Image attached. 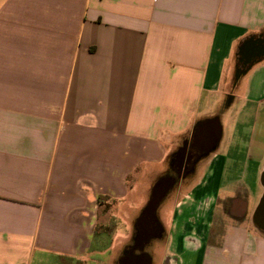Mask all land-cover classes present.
Here are the masks:
<instances>
[{
  "label": "crops",
  "instance_id": "crops-1",
  "mask_svg": "<svg viewBox=\"0 0 264 264\" xmlns=\"http://www.w3.org/2000/svg\"><path fill=\"white\" fill-rule=\"evenodd\" d=\"M205 119L220 136L145 250L264 264V0H0V264H116Z\"/></svg>",
  "mask_w": 264,
  "mask_h": 264
},
{
  "label": "water",
  "instance_id": "water-1",
  "mask_svg": "<svg viewBox=\"0 0 264 264\" xmlns=\"http://www.w3.org/2000/svg\"><path fill=\"white\" fill-rule=\"evenodd\" d=\"M217 137L216 133L213 142ZM173 183L172 178L163 177L154 182L147 202L135 219L132 243L120 254L116 264H151V256L145 250V246L151 239L158 238L162 232V226L156 217V210ZM257 222L264 228V199L258 212Z\"/></svg>",
  "mask_w": 264,
  "mask_h": 264
},
{
  "label": "flooded vegetation",
  "instance_id": "flooded-vegetation-1",
  "mask_svg": "<svg viewBox=\"0 0 264 264\" xmlns=\"http://www.w3.org/2000/svg\"><path fill=\"white\" fill-rule=\"evenodd\" d=\"M257 51L258 48L255 43L251 44V48H249V44H247L243 48V51L241 53L242 66L241 65L240 66L243 67L245 65V62L252 55L256 54ZM238 69L240 70L241 68ZM216 133L217 136L219 137L220 129L216 125L214 119H205L197 122L192 127V130L190 131L188 136L183 140V144L181 145L177 154H175L172 159L170 170L166 174H164V177L172 178L174 180V183H176L181 177L187 178L193 176L198 161L202 157H204L205 153H207L208 147L210 143L213 142V138ZM262 181L264 183V171L262 174ZM259 204L255 210L256 222H257L258 212L261 206V204L260 205Z\"/></svg>",
  "mask_w": 264,
  "mask_h": 264
},
{
  "label": "rangeland",
  "instance_id": "rangeland-1",
  "mask_svg": "<svg viewBox=\"0 0 264 264\" xmlns=\"http://www.w3.org/2000/svg\"><path fill=\"white\" fill-rule=\"evenodd\" d=\"M257 147L256 149L253 151V157H252V162H254V160L257 159V157L260 155L261 152L264 151V132L261 133L258 137H257ZM194 177V174L193 176H190V178ZM117 221V220H115ZM119 221H122V220H119ZM121 224H123V221L121 222ZM121 228H123V226H121ZM124 251V249L121 250L120 254ZM119 254V256H120ZM151 254V253H150ZM87 264H91L90 261H87Z\"/></svg>",
  "mask_w": 264,
  "mask_h": 264
},
{
  "label": "trees",
  "instance_id": "trees-1",
  "mask_svg": "<svg viewBox=\"0 0 264 264\" xmlns=\"http://www.w3.org/2000/svg\"><path fill=\"white\" fill-rule=\"evenodd\" d=\"M263 199H264V195H263V197H262V199H261V201H260V204H261V202L263 201ZM260 204H259V205H260Z\"/></svg>",
  "mask_w": 264,
  "mask_h": 264
}]
</instances>
